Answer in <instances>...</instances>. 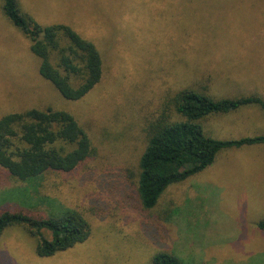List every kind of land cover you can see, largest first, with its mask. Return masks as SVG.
<instances>
[{"label": "rangeland", "instance_id": "374dc122", "mask_svg": "<svg viewBox=\"0 0 264 264\" xmlns=\"http://www.w3.org/2000/svg\"><path fill=\"white\" fill-rule=\"evenodd\" d=\"M16 1L42 28L64 25L92 43L103 74L82 99H64L39 74L0 0V119L31 109L68 113L87 129L93 152L77 171L47 173L28 189L0 177V209H71L91 228L85 242L39 257L35 238L8 227L0 264H153L159 252L181 264H264V144L220 152L150 211L135 196L142 130L163 100L206 86L214 99L264 101V0ZM203 133L218 141L264 136V113L252 105L216 114Z\"/></svg>", "mask_w": 264, "mask_h": 264}, {"label": "trees", "instance_id": "16d2710c", "mask_svg": "<svg viewBox=\"0 0 264 264\" xmlns=\"http://www.w3.org/2000/svg\"><path fill=\"white\" fill-rule=\"evenodd\" d=\"M2 10L29 41L31 52L39 59V74L64 99L80 100L99 84L103 65L92 43L64 25L42 28L20 13L16 0H3ZM203 90H183L166 98L160 113L142 130L145 145L138 160L135 196L143 210L154 209L170 185L210 167L220 152L264 144V136L218 141L203 133V122L216 114L234 113L252 105L264 113L261 97L214 99L206 86ZM92 153L87 129L68 113L31 109L0 119V177L13 178L22 185L19 188L28 189L31 182L50 172L71 174ZM8 227H22L35 238L39 257H50L81 244L91 233L90 223L71 209L46 215L37 210L2 207L0 235ZM257 228L264 231V219ZM152 263L181 264L169 252H159Z\"/></svg>", "mask_w": 264, "mask_h": 264}]
</instances>
